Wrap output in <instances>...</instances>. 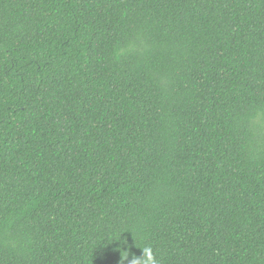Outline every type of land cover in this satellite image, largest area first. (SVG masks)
I'll return each mask as SVG.
<instances>
[{"label": "trees", "instance_id": "16d2710c", "mask_svg": "<svg viewBox=\"0 0 264 264\" xmlns=\"http://www.w3.org/2000/svg\"><path fill=\"white\" fill-rule=\"evenodd\" d=\"M0 264H264V0H0Z\"/></svg>", "mask_w": 264, "mask_h": 264}]
</instances>
